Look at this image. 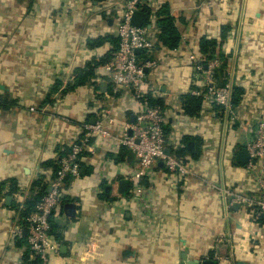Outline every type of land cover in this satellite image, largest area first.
<instances>
[{
    "label": "crops",
    "instance_id": "1",
    "mask_svg": "<svg viewBox=\"0 0 264 264\" xmlns=\"http://www.w3.org/2000/svg\"><path fill=\"white\" fill-rule=\"evenodd\" d=\"M125 1L0 0V183H17L11 193L8 183L0 192V264L30 258L24 203L49 189L54 168L47 163H56L73 144L90 163L82 165L78 180L65 182L51 218L58 251H49L45 264H184L183 254L185 264H264V225L250 207L234 201V194H257L258 178H264V156L250 168L244 155L264 118V0L145 4L152 28L155 12L166 4L181 36L174 50L156 39L149 56L159 66L146 72L144 88L164 114L165 150L191 168L183 180L165 179L160 161L154 177L143 181V200L116 174L121 150L91 139L90 153L81 143L82 126L106 111L116 124L135 120L134 100L113 94L102 69L116 49ZM202 38L219 43L228 82L243 90L234 119L204 98L195 117L183 111L182 96L205 92L194 71ZM92 62L98 64L92 78L71 90L76 70ZM130 154L126 164L133 165ZM93 236L97 254L83 261Z\"/></svg>",
    "mask_w": 264,
    "mask_h": 264
},
{
    "label": "built area",
    "instance_id": "2",
    "mask_svg": "<svg viewBox=\"0 0 264 264\" xmlns=\"http://www.w3.org/2000/svg\"><path fill=\"white\" fill-rule=\"evenodd\" d=\"M150 0H126L119 13L117 25V46L110 60L102 66L113 94L126 93L134 100L135 120L116 124L112 116L106 111V116L85 123L82 126V144L93 153L94 146L89 144L94 139L98 145L104 141L109 148L125 150L135 159L133 165L126 164V160L117 163V175L132 185V193L145 199L146 190L143 181L153 178L156 165L164 162L163 176L165 179H181L189 176L191 164H183L180 160L165 154L166 137L164 132L165 118L159 106H150L144 99L147 90L144 88L146 72L156 69L159 62L150 57L156 38L151 25L136 27L131 19L136 11ZM139 51L137 54L136 51ZM219 61L210 62L205 69L195 60L194 71L203 77L205 92L193 91L194 96L212 101L219 106L231 119L235 118L230 104L232 86L229 82L217 86L213 73L219 67ZM111 98V97H108ZM108 100V99H107ZM100 144V143H99ZM250 168L256 166L264 156V118L256 124L253 139L247 144ZM82 148L78 144L70 146L68 152L57 160V169L49 183L48 193L36 205L35 210L25 220L27 234L25 236L30 260L38 258L42 264L47 262L49 251H58V245L51 242V218L61 206V191L69 179L78 180L81 176L83 164H89L88 159L81 155ZM261 190L250 196L234 194V201L244 206L254 208L264 213V178L259 177ZM226 196H230L225 192ZM253 211V215H255ZM256 218V215H255ZM22 230H16V236L22 237ZM85 245L80 259L88 261L97 254V239L93 236Z\"/></svg>",
    "mask_w": 264,
    "mask_h": 264
},
{
    "label": "trees",
    "instance_id": "3",
    "mask_svg": "<svg viewBox=\"0 0 264 264\" xmlns=\"http://www.w3.org/2000/svg\"><path fill=\"white\" fill-rule=\"evenodd\" d=\"M95 2H101L103 0H93ZM143 8V9H142ZM142 11L145 15V22L144 25H150V22L148 21L151 15V12L148 8L141 7ZM155 29L157 30V33H155V37L159 43V45L163 46L167 50H174L176 49L181 41V36L178 32V29L175 26V18L171 16V14L168 11V6L164 4L159 10L155 12ZM228 28H222L221 31V40L225 39L226 32ZM117 46V45H116ZM219 43L215 40H207L202 38L199 42V51L202 56L201 61L199 62L203 69L207 67V65L210 62L213 61H221L223 59V56L219 52ZM112 56V55H111ZM111 56L107 59L106 63L110 60ZM224 60V59H223ZM97 63H89L85 66L83 70H76L75 72V78H74V84L70 88L71 90L74 89L77 86L82 85L86 80L92 78L93 75V68L96 67ZM226 67V62L223 61L222 64H219V67L215 69L213 73V79L216 82L217 86H222L225 83L228 82L227 74L224 73V69ZM243 95V90L240 87H233L231 89V95H230V104L232 108L236 107ZM144 99L148 102L150 106H157V101H153L148 94L145 95ZM202 96H194L192 94H185L182 96V107L184 113L189 117H195L199 111L201 110L202 105ZM215 105V104H214ZM217 110H221V108L217 105L214 106ZM92 141H89V144H91ZM68 152V151H67ZM82 154V153H81ZM183 152H178L176 154L177 157H182ZM127 159V153H125V150H121L118 160H126ZM47 165H51L54 168V172L57 169V162L56 163H47ZM10 184L11 188L9 190V193L14 191L17 187V183L13 180H9L7 182L0 183V192L3 190L6 184ZM49 189L47 187H44L42 191L36 195L32 200H28L24 203L23 210L21 211V219L24 223V226L26 225L25 220L26 218L34 212L36 205L41 201V199L48 193ZM255 215H256V223L260 226L264 225V213L256 210L254 208ZM23 264H42L41 261L38 258L30 260V258L25 257Z\"/></svg>",
    "mask_w": 264,
    "mask_h": 264
},
{
    "label": "water",
    "instance_id": "4",
    "mask_svg": "<svg viewBox=\"0 0 264 264\" xmlns=\"http://www.w3.org/2000/svg\"><path fill=\"white\" fill-rule=\"evenodd\" d=\"M144 19H145V18H144V14H143L142 12H140V11H136V12L133 14V16H132L131 23H132V25H134V26H136V27H141V26L144 25ZM136 53L138 54L139 51L137 50ZM92 123H93V122H92ZM165 154H166V155L169 154L168 150H165ZM244 155H246V157H248V154L245 153V152H244ZM129 156L131 157L132 154H130ZM120 184L124 185V187H126V186L128 185L127 183H124V182H121ZM9 201H11V198H10V197H8V198L6 199V202H9ZM64 249H65V247H62V248H61V250H64ZM181 259H182V261H183L184 264L187 262V260H186V258H185V254H183V255L181 256ZM202 264H216V263H215V262L205 261V262H203Z\"/></svg>",
    "mask_w": 264,
    "mask_h": 264
},
{
    "label": "rangeland",
    "instance_id": "5",
    "mask_svg": "<svg viewBox=\"0 0 264 264\" xmlns=\"http://www.w3.org/2000/svg\"><path fill=\"white\" fill-rule=\"evenodd\" d=\"M220 4H221V3H220ZM219 63L221 64V62H219ZM228 81H229V80H228ZM261 119H262V118H260L259 120H261ZM259 120H258V121H259Z\"/></svg>",
    "mask_w": 264,
    "mask_h": 264
}]
</instances>
